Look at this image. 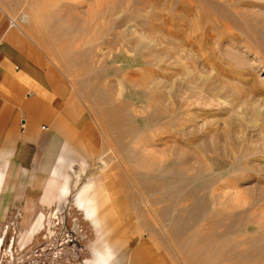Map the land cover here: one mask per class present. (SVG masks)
Here are the masks:
<instances>
[{
    "label": "rangeland",
    "instance_id": "obj_1",
    "mask_svg": "<svg viewBox=\"0 0 264 264\" xmlns=\"http://www.w3.org/2000/svg\"><path fill=\"white\" fill-rule=\"evenodd\" d=\"M0 4L85 122L41 226L0 222V264L111 262L144 238L171 264H264V0Z\"/></svg>",
    "mask_w": 264,
    "mask_h": 264
},
{
    "label": "crops",
    "instance_id": "obj_2",
    "mask_svg": "<svg viewBox=\"0 0 264 264\" xmlns=\"http://www.w3.org/2000/svg\"><path fill=\"white\" fill-rule=\"evenodd\" d=\"M61 76L0 4V222L20 210L26 237L41 226L43 209L67 192L60 178L68 154L70 161L85 142L83 108ZM99 249L98 260L112 252L102 264H171L145 238L111 262L115 250Z\"/></svg>",
    "mask_w": 264,
    "mask_h": 264
},
{
    "label": "bare ground",
    "instance_id": "obj_3",
    "mask_svg": "<svg viewBox=\"0 0 264 264\" xmlns=\"http://www.w3.org/2000/svg\"><path fill=\"white\" fill-rule=\"evenodd\" d=\"M179 6V5H178ZM181 8H182V6H181ZM179 9H180V7H179ZM199 13V12H198ZM237 14L238 15H240L241 17H244L245 16V12H241V11H237ZM250 15H254V14H250ZM171 20V19H170ZM168 22V21H167ZM171 23H172V21H171ZM227 27V26H226ZM65 187V186H64ZM63 190H64V188H63ZM61 191V194L62 193H64V191ZM88 189L86 188V189H83L82 190V192H79V196H78V200H77V204H78V206L81 208V209H84V211L87 213V215L90 217V219L93 221V225L94 226H100V224H101V220L100 219H103L102 217H100V216H103L102 215V213H101V215L99 216H97L96 215V210H97V208L95 207V205L94 204H92V205H90V202H93L94 200H95V198H94V196H93V194L91 193L90 195L88 194V192L89 191H87ZM92 195V196H91ZM89 205V206H88ZM105 213V212H104ZM104 252V251H103ZM103 252H100V253H102L103 254ZM107 252V251H106ZM112 253V252H111ZM110 253V249H109V253L107 252V256H108V254L110 255L111 254ZM100 255V254H99ZM98 256V255H97ZM107 256L106 257H100L101 259H96V257H95V255H94V258H92V259H90V260H87V263H89V264H102V263H104L108 258H110L111 256H108V258H107Z\"/></svg>",
    "mask_w": 264,
    "mask_h": 264
}]
</instances>
